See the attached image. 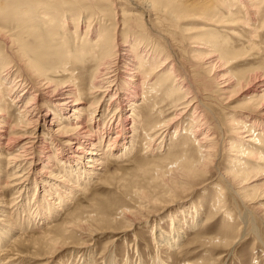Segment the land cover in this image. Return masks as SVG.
I'll list each match as a JSON object with an SVG mask.
<instances>
[{
	"label": "bare ground",
	"instance_id": "bare-ground-1",
	"mask_svg": "<svg viewBox=\"0 0 264 264\" xmlns=\"http://www.w3.org/2000/svg\"><path fill=\"white\" fill-rule=\"evenodd\" d=\"M113 1L115 8L117 1ZM124 1L133 8V17L140 19L146 34L155 43L148 48L135 35H126L124 29L117 26L123 20L115 18L114 28L109 25L107 30H100L99 23L92 26L93 21L89 18L83 35L93 37H90L91 43L84 45L75 41V48L71 50L75 54L70 51L62 57V61L68 63L63 65L64 70L59 75L65 76L64 80H58L54 71L48 72V67L43 69L40 66V57L38 59L25 49H33L31 46L13 39L10 31L0 29V41L5 45L0 53V249L5 248L3 244L8 241L14 243V249H7L13 256L7 257L6 252L1 254L7 264H13L15 258L51 264L59 250L65 248H70L73 253L85 249L83 251L88 254L98 235L127 232L128 228L144 222H154L151 233L158 248L174 246L184 233L177 220L178 212L167 216L171 224L168 231L155 224V217H161L171 206L185 204L187 198L181 194L194 190L197 181L208 176L214 167L224 186H214L205 224L224 215L222 224L225 228L214 237L197 236L193 242L215 248L206 253L221 251L219 254L225 257L234 254L237 245L247 241L243 236L248 237L252 232L247 223L249 220L237 215L236 219L242 218L243 221L235 229L229 198L233 203L240 202L245 211L264 223V208L257 206L264 199V188L261 184H254L264 178V50L259 46L264 38V20L260 17L264 0ZM58 8L49 0H0V16L7 15L18 26H32L33 20L38 18L51 23L53 16L50 13L62 18V29L72 25L78 14ZM119 12L123 13V9ZM122 13L119 15L121 19ZM161 17L172 23L187 19L200 27L185 28L194 33L183 38L195 46L190 57L193 63L181 64V54L175 52L171 38L157 24ZM238 26L248 34L242 38L246 39L247 48L229 56L226 42L219 37L224 31L219 28ZM159 43L163 45L156 47ZM155 49L158 50L155 52ZM85 54H90V59L95 61L91 77L89 75L90 79L86 80L87 89L77 78L84 66H78L79 70L75 71H71L70 66L79 65L76 56ZM251 56L252 61L256 60V66L250 71L235 77L220 75L227 63L250 60ZM193 69L201 74L197 82H202V91L193 82ZM171 77L174 78L171 85L163 86ZM210 82L216 85L219 97L225 100L238 91L251 90L243 105L250 111H237L232 118H225L226 123L221 125L202 102L203 88L212 85ZM160 92H164L162 98ZM158 99L163 100L161 104L166 103L168 111L159 121L145 125L137 111V101L140 100V106H146V111L152 114L157 111ZM105 101L107 115L99 110ZM9 108H14L16 115ZM103 116L106 118L104 123L101 122ZM186 119H191L188 126H185ZM138 129L146 130L147 151L151 153L160 151L165 143L171 142L168 153L155 162L157 165L138 168L143 173H152L163 197H151L142 189L132 195L123 192L125 197H133L135 203L130 202L131 207L96 199L89 208H75L67 213L59 224L53 225L54 221L47 224L46 231L34 241L10 237V233L23 228L11 222L14 208L22 213L26 211L38 226L56 218L57 212L65 213V207L74 203L75 190L86 196L90 189L88 184L93 180L110 184L112 175L108 171V160L132 154ZM224 153L226 162L219 170L217 162ZM30 186L34 190L33 197L25 205ZM4 190L15 194L8 207ZM181 210V214L194 210L195 220L202 215L194 203ZM252 233L257 234V230ZM89 238L92 240L82 242ZM251 239L256 241L254 237ZM26 244L32 250L19 252L18 248H26ZM257 245L254 243L252 249ZM218 256L211 262L201 259L185 261L184 264H219L221 256ZM252 259L251 264H258ZM136 264H141V260ZM158 264L162 263L159 261Z\"/></svg>",
	"mask_w": 264,
	"mask_h": 264
},
{
	"label": "rangeland",
	"instance_id": "rangeland-1",
	"mask_svg": "<svg viewBox=\"0 0 264 264\" xmlns=\"http://www.w3.org/2000/svg\"><path fill=\"white\" fill-rule=\"evenodd\" d=\"M49 1L58 5L59 10L65 9L67 12L68 10H70L71 12H74L76 15L78 14L76 16V19L73 21L72 25H69L67 27L65 26L62 29L61 26L63 24L62 18L60 16L56 17L54 14L50 13V15L53 16V21L51 23L42 22V20L37 17L38 19L33 20L32 26L26 27L25 26L26 24L24 25L21 24L18 26L14 24V21L12 19L10 20L6 15V17L4 16L5 19H3L4 17L0 16V29H2L3 32L10 31V33H12L13 39L18 40L19 42H22L23 44H26L28 46H31L33 49L30 48L29 50L27 48L25 49L31 55H34L38 59L40 57V66L43 69H46L48 67L49 68L48 72L54 71V73L57 75L58 80L65 79V76L59 77V75H61L60 72H63L64 70L63 65H68V63H64L62 61V57L65 54H67L66 52H69V54L72 52L73 55L75 54L73 53V51H71L74 50L75 48L74 42L78 41L79 43L80 42L84 43V45L86 44L90 45L91 43L90 39L93 37L88 35L87 37L89 38H86V35L85 36L83 35L86 27V23L89 18L93 21L92 26L93 25L96 26L99 23L100 30L101 29L107 30L109 25H112V28H114V24L112 23H114L115 18L119 19V21L123 20V23H121L122 22L121 21L120 22L121 24H118L117 26L119 29H124L126 35L127 34H129L130 36L135 35V38L143 40V43H145L146 46H148V48H150L155 43L153 39L151 41L152 37L149 36V34L148 35L146 34V31L143 29V26L141 25L140 19L133 17L134 15L132 13L133 8H130L128 6V3L124 0H116L117 2L115 3V8L112 6L114 4L113 0H49ZM119 9H123V13L121 12L123 19L119 18V15L121 14L119 12ZM115 12L118 15L117 17L115 16L116 15ZM94 17L97 18L93 19ZM260 17L261 20H264V4H262L261 7ZM158 22L159 23L157 24L159 28L163 31H166L168 36L171 38L172 46L174 47L175 52L178 53L179 55L181 54L180 56L181 64L187 66L190 63H193L194 60H191L190 57L193 53V49H195L194 48L195 46L194 47L191 46L193 44H188V42L184 41V39H186L187 36H190L191 34L194 33V31L190 32L187 31L186 29H192L196 27L200 28V27L196 26L195 22L191 23L187 19L184 21L183 20L179 21L177 23H172L167 21V19H165L164 17H161ZM75 25L77 26V29ZM44 27H46V29H44ZM219 30L224 31L219 34V37L222 41L226 42L225 44L228 46V49L226 50L227 55L231 56L235 52L247 48L246 39H242V38L245 35L247 36L248 34L244 32V29H242L241 26L228 27L223 29L219 28ZM230 34H233L236 37L230 36ZM82 36H84L83 40H81ZM240 43L241 45H239ZM260 43L261 45L259 46L260 47L262 46L263 48L262 50H264V38L261 39ZM162 45L163 43L162 44L159 43L156 44L155 46L161 47ZM4 46H5L4 43L0 41V53L1 52L3 53ZM66 46L68 47L66 48ZM158 49H155V52ZM99 51L101 50L99 49ZM90 54L92 55V50L90 51ZM90 54L89 55L85 54L83 56H79V55L76 56V59L79 60L77 61L78 63H80L79 65L77 64V66L76 65L73 66V64H70V66H72L71 71L79 70L78 66L79 67L84 66L83 68L80 69L81 72L78 74L79 76H77V78H79L78 79L79 83L82 84V86H84L86 89L88 87V83L86 82V80L88 81L90 79L92 73V67L94 66L93 64H95V61L90 59L91 56ZM47 56L50 57L48 58ZM252 58L253 57L251 56L249 59L251 60ZM186 60L188 61L186 62ZM250 60H244V61L236 60V62L227 63L226 64L227 66L225 67L224 70L221 71L220 75L222 74L226 76L233 75L234 77L238 75L240 76L244 72L250 71L251 69H253V67L256 66L255 65L256 60L254 61L252 60L250 61ZM169 66L170 64L167 67ZM150 69L151 67L149 68V70ZM56 71L59 73H57ZM194 71L195 69L192 70L191 76L193 77L194 84L195 83L198 84L199 85L198 88L200 89L201 87H203V84L202 82L200 84V82L197 81L198 79H200L201 74H199L197 70L195 72ZM204 77H206L208 80L211 79V77L208 75L207 76L204 75ZM172 78L173 77L169 78L167 81H164L163 86L169 84L171 85L174 79ZM140 81L141 79H139V82ZM210 84L212 85H210L208 88L205 87L203 88L205 93L202 92V102L204 106H206L209 113L210 114L212 113L211 115H213V117L216 118L221 125H224V123H226L225 118L228 119L232 118L233 116L236 115L235 113L237 111H247V110L250 111L247 106L244 107L243 105L246 102V97L249 95V93H251V90L249 92L248 89L244 90L243 92L238 91L232 94L229 99L225 100V98L222 99L219 97V93L216 85L213 82H210ZM254 90H252V92H254ZM34 93L35 91L33 92V94ZM160 96L162 98L164 96V92H160ZM106 101L104 104L101 103L100 105L101 107L99 108V110L103 111V113L107 115L108 105ZM160 101L159 99L156 101L158 103L156 106L157 111L152 113L153 115L150 114V112L146 111V106H140L141 105L140 100L137 101L136 104L138 107L137 111L143 117L145 125L146 123L150 125L149 122L153 123L159 121L161 118H163L164 113L168 111L167 109L169 107L165 106L166 103L161 104ZM9 110L10 112H12L13 115L14 114L16 115L15 112L16 110H14V108L13 109L9 108ZM91 110L94 111V108H91ZM190 120L191 119H186L185 126L189 125V123L191 122ZM105 121L106 118L103 116V120L101 122L104 123ZM145 131H142V129L137 130L136 132L137 137L134 139L135 141L133 143L132 154H129L128 156L121 159L110 158L108 160V171L109 174L112 175L111 176L112 179L110 178L111 179L110 184L108 185L99 184V180L95 179L90 184H88L90 189H89V194L86 196L81 192L75 190L74 192L75 195L73 197L74 203L71 205H67V207H65V209L67 210L65 213L57 212L56 218L54 217V219L49 220L47 223H43L37 226L34 225L32 217H30L28 213H26V211L22 213L19 210H16V208H14L12 210L11 222L13 223V225L18 224L21 225L23 228L21 230H15L14 233H10V237L16 236L17 238H24L26 239V241H34V238H36L39 234H42L44 231H46L47 224L53 221H54L53 225L59 224L62 220H64L65 215L67 213L71 212L75 208H79V209L89 208L90 203L94 202L96 199L99 200L102 199L103 201L107 200V202L110 204L118 203V205L123 204V205H127V207H131L130 202L135 203L131 199L133 197L130 196L129 199L125 197L123 192L132 195L134 194V192L135 193L138 192V189L139 190L142 189L146 191L148 195L151 197L154 196L158 198L160 196L163 197L164 194L162 193L161 188L156 184V181L154 182L152 179L153 176L152 173L150 174L143 173V171L139 169L145 168L146 165L150 167L153 164H155L156 161H160L159 159H161V157H163L168 153V150L171 146V142L168 141L167 143H165V145L162 146L160 151L151 153L147 151L148 150L146 146L147 136L144 135ZM225 156L226 154L224 153L221 159L218 160L217 162V168L219 170L222 169V166L225 165L226 162L225 160L227 157ZM58 166L61 169V164H58ZM214 168L211 171V173L208 174V176L198 180L197 183L195 182L196 188H194V190L191 189L189 192L183 195L181 194V196L187 198L185 204L175 205L171 207L168 206L169 208L165 210V212L163 213V215H161V217L158 216L155 217V219H157L155 224L159 225L162 230L168 231L171 224L167 216L172 212L173 213L174 212L176 213V211L178 212V215L176 214L177 220L178 223H180L179 225H182L180 227L182 232L184 233L180 242L175 244L174 246L166 245L158 248L157 244H155L153 240L154 234L151 233V226L154 222H148V223L144 222L142 224L135 226L134 228L132 227L128 228L130 230H128L127 232L126 231L124 232L117 231V232H109V233L106 232L98 235V239L95 242V245L93 246L92 250H89L91 252H88V254H86V252L83 251L85 249L79 250L78 253L77 252L73 253L70 250V248L60 249L57 255L54 257V259L51 261V264H111V263L136 264V262L139 260H141V264H158L159 261L162 264H184L185 261L194 262V261H199L201 259L209 260V262H211L217 259V257H219L218 255L221 256L218 260L219 264H251V261L253 262L252 258H254L258 262V264H264V252H263L264 223H262L258 217H255L256 215L254 214L250 215L249 213L251 212H249L248 210H246L247 211L246 212L240 202L236 201L235 203H233V200L230 201V198L228 199V202H230V209L232 210V215L235 217L232 220V224L234 225L235 229L238 228L239 223L243 221L242 218L241 220L236 219L237 215H241L242 217H245L244 220L247 219L249 220V222L247 221V223H249V226H251L249 229L252 232L257 230V234L250 232L249 234L251 236L250 235H248V237L247 235L243 236L244 237L243 239L247 238V241L245 240L246 242H244L243 244L240 243L239 245H237L234 254L225 257L219 254L221 253V251L218 253H209V252L206 253L207 250L210 251V250H214L215 248L209 245L206 247L205 245H199V243L193 242L195 241V238L197 236L205 234L206 237L209 238L214 237L216 234L220 233V231L225 228L224 225L222 224L224 215L218 216L216 219L210 220L208 224H205L206 222L205 220L209 210L208 206L210 200L212 199L211 194L214 189V186L216 185L217 186L219 185V187L224 186V182L222 181V178L219 176V173ZM61 174L64 175L63 172ZM31 176L32 175L29 176V179L31 178ZM261 181L254 184L256 186H260L261 184V187L264 188V178H262ZM27 192H28V200H27L28 202L25 201L26 202V203L24 202L25 205L31 202L30 199H32L33 197L34 190L32 189V186L29 187ZM4 193L3 194L5 196L6 203H9L10 199L15 197V194L10 192L9 190L6 191L4 190ZM122 194L124 195L123 197H121ZM135 199L138 200L139 198L136 197ZM19 200L20 199H18V201ZM177 201H179V199H177ZM192 203L195 204V206L202 214L201 216H198L199 217L198 220H195L196 215H193L194 210L191 211L192 213L190 212V210L188 213H184V214L179 213V211H182L181 210L182 207L183 208L185 206L190 207ZM260 203L261 205L257 204V206H262V208H264V199L261 200ZM9 205L10 203L7 204L6 206L8 207ZM17 211L20 212L18 217H17ZM250 216L251 217L253 216L252 217L253 221ZM192 217H194V219ZM252 226H254L256 229L254 228L253 230ZM247 227L248 225L244 229L246 230ZM7 237L9 238V236ZM251 237H254L256 241L254 242V240L251 239ZM256 237H258V239ZM76 240H78V238H76ZM90 240L92 239L89 238L86 241L84 239L82 242H88ZM254 243L258 245L256 246L255 249H252ZM3 245L5 248H3L2 250L0 249V264H7L5 263L6 259L3 258L5 256H2L1 254L6 252L8 253L7 257L13 256L12 252H8V251L11 248L14 249L13 247L14 243L13 241L12 243L8 241V243H4ZM198 245L201 247H198ZM30 247H31L30 245L26 244V248L25 247L18 248V251L21 253H26L27 249L30 251L32 250ZM79 253L83 255H80ZM18 259L19 258H15L13 264L14 263L36 264V262L30 259H24V258L23 259L20 258V260Z\"/></svg>",
	"mask_w": 264,
	"mask_h": 264
}]
</instances>
